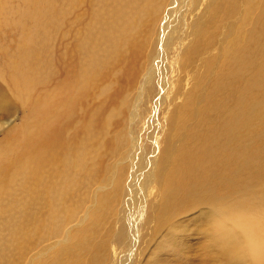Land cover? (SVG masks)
Returning <instances> with one entry per match:
<instances>
[{
  "label": "rangeland",
  "instance_id": "1",
  "mask_svg": "<svg viewBox=\"0 0 264 264\" xmlns=\"http://www.w3.org/2000/svg\"><path fill=\"white\" fill-rule=\"evenodd\" d=\"M254 231L264 0H0V264H251Z\"/></svg>",
  "mask_w": 264,
  "mask_h": 264
},
{
  "label": "bare ground",
  "instance_id": "2",
  "mask_svg": "<svg viewBox=\"0 0 264 264\" xmlns=\"http://www.w3.org/2000/svg\"><path fill=\"white\" fill-rule=\"evenodd\" d=\"M149 9V8H148ZM129 12V11H128ZM142 13V12H141ZM169 17V16H168ZM135 18V17H134ZM169 22V21H168ZM114 43V42H113ZM115 48V47H114ZM113 49V48H112ZM113 53V52H112ZM53 111V110H52ZM54 116H53V114H52V118H53ZM41 120H43V119H41ZM44 121H45V119L42 121V124L44 123ZM46 124V123H45ZM49 126L51 127V124L50 125H47V133H46V136H45V134L43 135V134H39V138H41L42 136H45L47 139L45 140V141H51L53 138L51 137V135L50 134H53V136H54V132H53V130L51 129V128H49ZM40 127V126H39ZM40 130V129H39ZM45 130V129H44ZM43 132H45V131H43ZM26 137V136H25ZM42 143H46V145H47V147L48 148H50V145L53 147V148H60L61 147V145H63L64 144V142H42ZM54 145H56V147L54 146ZM52 207V206H51ZM137 209V208H136ZM227 220V219H226ZM227 223V222H226ZM225 224V223H224ZM242 226H244V225H242ZM251 227V226H250ZM247 230V229H246ZM249 231V230H248ZM252 231V230H251ZM246 232V231H245ZM251 234H249V235H247L246 237H247V240H246V244H248V248H247V251H246V249H245V253H247V256H248V251H249V248H250V246L254 243V242H260L261 244H264V237L262 236V235H259L257 232V234L255 233V231L252 233V232H250ZM79 234V233H78ZM234 235H236L235 233L234 234H230L229 235V237L227 238V240L228 239H230V241H228L229 242V244H232L233 242H232V240L233 241H235V237L236 236H234ZM83 238V237H82ZM84 239V238H83ZM239 246V245H238ZM237 246V247H238ZM243 249V248H242ZM243 257L244 258H247L245 255H243Z\"/></svg>",
  "mask_w": 264,
  "mask_h": 264
},
{
  "label": "clouds",
  "instance_id": "3",
  "mask_svg": "<svg viewBox=\"0 0 264 264\" xmlns=\"http://www.w3.org/2000/svg\"><path fill=\"white\" fill-rule=\"evenodd\" d=\"M209 215H212L211 209H209ZM248 259L251 264H264V244L254 242L249 248Z\"/></svg>",
  "mask_w": 264,
  "mask_h": 264
}]
</instances>
